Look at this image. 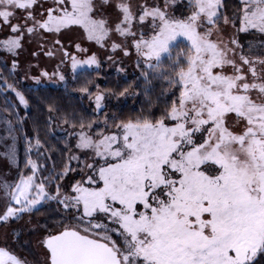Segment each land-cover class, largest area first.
<instances>
[{
	"label": "snow or ice",
	"instance_id": "snow-or-ice-1",
	"mask_svg": "<svg viewBox=\"0 0 264 264\" xmlns=\"http://www.w3.org/2000/svg\"><path fill=\"white\" fill-rule=\"evenodd\" d=\"M0 28V264H264V0H0ZM26 44L90 115L21 86Z\"/></svg>",
	"mask_w": 264,
	"mask_h": 264
},
{
	"label": "trees",
	"instance_id": "trees-1",
	"mask_svg": "<svg viewBox=\"0 0 264 264\" xmlns=\"http://www.w3.org/2000/svg\"><path fill=\"white\" fill-rule=\"evenodd\" d=\"M0 57L2 55L0 54ZM95 71L96 70H89L90 75L95 77ZM99 71L103 74V77H96L97 80H99L100 87L104 88L105 85H111L114 82V74L115 72L109 73L105 68H101ZM134 72H128L129 78L133 79ZM106 77V78H104ZM123 82V81H121ZM21 86L32 90L34 88H38L39 92H34L33 95H40L41 97L47 96L52 98L56 103L59 104V106L66 110H72L76 109L79 111H84L86 114L90 115V111H86L88 109L87 102L88 99L84 98L83 94L79 91L81 87V81L77 80L75 82H69L66 86H44V87H30L27 85H24L21 81ZM143 97H134L128 99L126 102L122 100L120 101H113L112 104L119 105L120 109L123 110L124 113H131L135 109L143 108L144 105L141 103L143 100ZM33 115L39 120L43 121L45 116L47 115L43 103L39 107L33 108ZM64 135L57 134L56 137L63 138ZM52 143H57L56 139H52ZM23 162V148L21 147V163ZM34 239V238H33ZM21 251H24V254L27 255L29 260H39L41 259L40 256H38V253L36 252V249L34 245L32 244L29 249H21Z\"/></svg>",
	"mask_w": 264,
	"mask_h": 264
},
{
	"label": "rangeland",
	"instance_id": "rangeland-1",
	"mask_svg": "<svg viewBox=\"0 0 264 264\" xmlns=\"http://www.w3.org/2000/svg\"><path fill=\"white\" fill-rule=\"evenodd\" d=\"M3 29L0 28V34H2ZM185 39L184 37H178V40H183ZM85 47H91L93 51H95L97 53L98 58L103 62V67L105 68V70H107L109 73L112 72H116L115 66H109L107 60L105 59L106 55H112V52L110 51V49H106V48H101L99 45H96L94 42H87L85 44ZM70 50H72L70 48ZM33 51H36V48L33 44H26L25 45V49L24 51L20 54L19 56V60L21 63V66L24 68H27V66L31 65V70L28 71L26 74L28 76V79L22 80V83L24 85L30 86V87H44V86H66L64 85L62 82L59 81H53L50 84H36V82L31 80V76L33 75H39V70L36 67L37 64L40 65V67H48L49 70H51L52 65L55 63V61H53L52 59H50L49 57L45 56L43 53H40L38 55V57H33L31 55V53ZM1 55H3L2 53H0ZM77 55H79V53H77ZM116 57L114 56L113 59H115ZM127 60V70L128 72H134L136 69L134 68V62L132 59H128V58H124ZM101 69V68H100ZM99 69V70H100ZM89 70H96L95 66H92ZM21 75H25V73H21ZM90 101L87 102V105L89 106ZM57 134H62L64 135V133L62 131H57ZM5 161L0 160V168L3 167ZM36 249V252L38 253V256H40V258L42 259L39 250H38V246L35 244V239H33V243H32Z\"/></svg>",
	"mask_w": 264,
	"mask_h": 264
}]
</instances>
